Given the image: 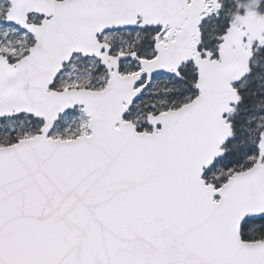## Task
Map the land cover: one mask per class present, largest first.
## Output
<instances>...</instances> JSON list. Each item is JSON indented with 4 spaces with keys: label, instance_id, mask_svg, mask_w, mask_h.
Listing matches in <instances>:
<instances>
[{
    "label": "snow or ice",
    "instance_id": "snow-or-ice-1",
    "mask_svg": "<svg viewBox=\"0 0 264 264\" xmlns=\"http://www.w3.org/2000/svg\"><path fill=\"white\" fill-rule=\"evenodd\" d=\"M0 264H264V0H0Z\"/></svg>",
    "mask_w": 264,
    "mask_h": 264
}]
</instances>
